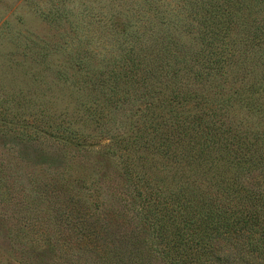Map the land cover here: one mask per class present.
<instances>
[{
  "label": "trees",
  "instance_id": "1",
  "mask_svg": "<svg viewBox=\"0 0 264 264\" xmlns=\"http://www.w3.org/2000/svg\"><path fill=\"white\" fill-rule=\"evenodd\" d=\"M69 1L38 7L60 41L24 36L22 53L43 67L63 56L72 72L57 64L54 76L84 94L72 111L107 136L115 179H60L24 198L16 218L51 211L30 264H264V0ZM52 120L55 139L95 137ZM103 183L121 211L100 197Z\"/></svg>",
  "mask_w": 264,
  "mask_h": 264
},
{
  "label": "rangeland",
  "instance_id": "2",
  "mask_svg": "<svg viewBox=\"0 0 264 264\" xmlns=\"http://www.w3.org/2000/svg\"><path fill=\"white\" fill-rule=\"evenodd\" d=\"M45 1L0 0V102L3 103L0 107V264H30L43 249L42 238L45 233L38 236V225L42 223V228H45L44 223L51 222V211L48 210V203L42 201L40 209L43 211L46 208L50 215L29 211L23 212L22 218H16L17 211L23 207L24 198L31 197L37 190L51 191L53 187L58 190L55 184L60 179H76V182L91 174L99 180L101 175L108 176V184H114L112 180L115 179L113 166L104 160L111 162L115 158L102 153L103 142L107 136L97 133L92 123L87 119L83 120L79 113L73 112L75 97L83 98L84 94H67V86L62 88L60 80L54 76L57 64H64L67 74L72 72L69 65L62 61L65 60L63 56L55 54L48 60L46 67H43V64H35L29 58L30 54L22 53L27 52L24 46L29 45L24 36L36 41H60L57 37L58 29L48 24L39 13L38 7ZM69 2L72 3L71 9L77 11L84 0ZM12 39L17 44H14ZM32 71L42 76V82L31 81L28 73ZM26 89L29 92L22 94ZM23 99H27L30 105H25L26 102L22 105L15 103H22ZM41 102L45 108L39 105ZM6 107L7 109H4ZM40 110L45 111L47 115L44 116ZM71 111L72 114L69 115ZM63 112H66V115L59 117ZM47 116L50 117L49 121H45ZM52 119L68 121V125L79 126L82 132L94 134L95 137L83 145H73L62 139H55L46 131L54 126ZM118 119L120 120L119 115L113 116L109 127H118ZM25 132L31 133L30 138L33 139L24 140L21 134ZM48 160H52L50 165ZM75 182L72 181L71 184L73 189H78L83 195L84 189L78 187L79 182ZM100 188V197L106 199L105 204L121 211V204L113 202V198L109 196L116 191L113 185L107 186L103 183ZM84 202L92 205V200H87L86 197ZM65 209L81 211L83 205L78 207L67 203ZM24 217L30 220L28 227V220ZM23 223V230L14 236L12 232L16 231L17 227L19 229ZM11 224L12 230L9 234L7 230ZM7 226L9 227L6 228Z\"/></svg>",
  "mask_w": 264,
  "mask_h": 264
}]
</instances>
